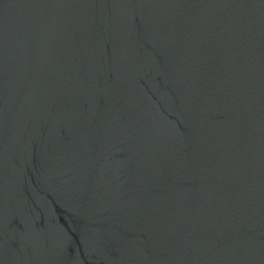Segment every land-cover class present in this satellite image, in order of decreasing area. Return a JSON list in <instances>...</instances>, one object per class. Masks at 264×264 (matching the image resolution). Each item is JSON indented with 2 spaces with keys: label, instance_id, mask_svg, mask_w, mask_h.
<instances>
[{
  "label": "water",
  "instance_id": "95a60500",
  "mask_svg": "<svg viewBox=\"0 0 264 264\" xmlns=\"http://www.w3.org/2000/svg\"><path fill=\"white\" fill-rule=\"evenodd\" d=\"M0 264H264V0H0Z\"/></svg>",
  "mask_w": 264,
  "mask_h": 264
}]
</instances>
